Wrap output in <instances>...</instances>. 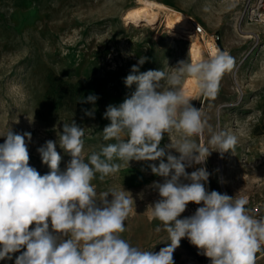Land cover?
Wrapping results in <instances>:
<instances>
[{
  "label": "rangeland",
  "instance_id": "374dc122",
  "mask_svg": "<svg viewBox=\"0 0 264 264\" xmlns=\"http://www.w3.org/2000/svg\"><path fill=\"white\" fill-rule=\"evenodd\" d=\"M161 1L192 16L208 34L216 33L220 50L235 60L233 70L222 77L215 98L199 91L191 98L213 131L225 130L238 139L233 153L221 157L219 152H211L203 165L210 173L206 187L242 196L250 211L264 215V29L255 23L237 22L240 0ZM133 4L134 0H0V143L9 129L17 134L30 132L29 164L41 175L50 169L37 149L47 140H56L53 128L62 131L63 123L74 119L86 127V162L100 144L116 142L103 140L102 131L110 124L103 114L109 104L122 103L135 90V85L126 87L124 79L140 57L148 58L139 65L141 72H171L178 61L190 59L188 40L165 29L163 19L148 26L123 22L122 13ZM248 30L253 37H248ZM89 94L98 96L95 105L77 103ZM93 107L94 118L81 111ZM179 135L166 133L161 147ZM209 138L206 132L203 138L193 139L207 144ZM57 151L63 170L71 157L58 145ZM173 154L178 155L174 150ZM149 163L158 164L130 161L129 167L125 165L104 181L97 173L92 184L98 194L121 187L131 193L133 211L121 236L141 250L159 252L170 241L161 222L149 219L148 206L159 199L150 185L163 182V178L151 173ZM133 176L137 179L128 182ZM157 226L162 229L159 233ZM19 254L0 260V264H15ZM173 256L175 264H210L187 238L181 240ZM256 264H264V255L256 258Z\"/></svg>",
  "mask_w": 264,
  "mask_h": 264
},
{
  "label": "clouds",
  "instance_id": "9594fccd",
  "mask_svg": "<svg viewBox=\"0 0 264 264\" xmlns=\"http://www.w3.org/2000/svg\"><path fill=\"white\" fill-rule=\"evenodd\" d=\"M147 59L140 57L124 79L125 86L135 85V90L122 103L109 104L103 114L110 121L102 131L103 140L116 142L100 144L87 162L86 127L74 119L63 123L62 131L54 127L57 139L37 149L50 169L44 175L29 164L30 132L9 129L2 135L0 260H11L19 252L15 264H175L173 254L187 238L210 264H256V254L264 251V216L253 215L246 198L206 187L207 158L212 151L221 157L233 153L238 139L225 130L213 131L203 110L183 91L184 80L190 77L201 94L215 98L222 77L234 68V58L213 50L202 59L178 61L171 72H141L139 65ZM97 100L89 94L77 103L95 105ZM81 111L94 118L96 109ZM173 131L179 138L161 147L165 134ZM206 132L207 144L193 139ZM57 145L71 157L63 170ZM130 161L158 162L148 164L152 174L163 178L150 185L159 199L148 206L149 219L161 222L170 241L159 252L141 250L121 236L133 211L131 193L121 187L98 194L92 184L97 173L104 181L129 167ZM194 165L201 167L188 173L186 169ZM189 203L201 206L179 218ZM161 230L155 228L157 233Z\"/></svg>",
  "mask_w": 264,
  "mask_h": 264
},
{
  "label": "bare ground",
  "instance_id": "6f19581e",
  "mask_svg": "<svg viewBox=\"0 0 264 264\" xmlns=\"http://www.w3.org/2000/svg\"><path fill=\"white\" fill-rule=\"evenodd\" d=\"M227 1L231 3L234 2V0ZM121 18L125 23L142 24L144 26L155 25L160 22V19H163L165 29L178 33L188 40V50L190 60L192 61L205 58V54L209 56L213 50H220L219 46L214 43L210 34L201 37L191 30L193 22H197L192 16L173 8L161 0H134V4L124 10ZM237 22L244 24L247 21L239 14ZM246 32L250 33L248 37H253L252 31L248 30ZM183 91L191 100L193 94L197 93L199 90L196 88L192 78L187 77L183 83Z\"/></svg>",
  "mask_w": 264,
  "mask_h": 264
},
{
  "label": "built area",
  "instance_id": "2783aa9c",
  "mask_svg": "<svg viewBox=\"0 0 264 264\" xmlns=\"http://www.w3.org/2000/svg\"><path fill=\"white\" fill-rule=\"evenodd\" d=\"M240 2L242 3V7L239 13L240 16L247 22L255 23L264 29V0H240ZM191 30L198 36H208V33L206 32L204 27L197 22H193ZM210 36L213 39L214 43L217 45V40L219 39V36L216 33H212L210 34ZM199 206L201 205L190 203L187 206L186 211L182 214L181 218L194 214L197 207ZM251 213L257 218L264 216L261 212L257 210H253L251 211Z\"/></svg>",
  "mask_w": 264,
  "mask_h": 264
},
{
  "label": "crops",
  "instance_id": "0c3cea01",
  "mask_svg": "<svg viewBox=\"0 0 264 264\" xmlns=\"http://www.w3.org/2000/svg\"><path fill=\"white\" fill-rule=\"evenodd\" d=\"M136 179H137V178L133 176V177H131V179H129V180H127V181H128V182H132V181H135ZM262 254L264 255V253H262ZM260 255H261V254H260ZM263 255H262V256H263ZM258 256H259V255H258ZM258 256H257V258H259ZM260 257H261V256H260Z\"/></svg>",
  "mask_w": 264,
  "mask_h": 264
}]
</instances>
